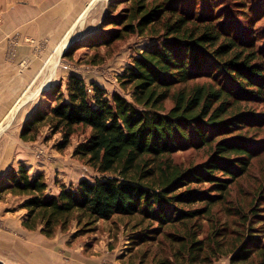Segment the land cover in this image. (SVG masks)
Here are the masks:
<instances>
[{"label":"trees","instance_id":"trees-1","mask_svg":"<svg viewBox=\"0 0 264 264\" xmlns=\"http://www.w3.org/2000/svg\"><path fill=\"white\" fill-rule=\"evenodd\" d=\"M126 2L122 16L107 22L118 28L90 46L152 35L155 42L119 75L131 99L71 73L43 93L41 104H49L36 107L20 132L23 141H35L48 127L62 134L65 148L76 129H88L74 155L102 177L50 193L44 172L31 174L21 163L1 176L0 198L22 196L23 225L49 238L74 219L134 220L140 264H215L223 257L264 264L263 230L255 224L264 220L263 186L233 184L264 153L249 136L264 119L252 107L264 104V36L256 31L264 1L234 0L233 15L226 9L200 15L179 0L112 5ZM189 147L209 149L208 160L185 166L173 159Z\"/></svg>","mask_w":264,"mask_h":264},{"label":"rangeland","instance_id":"rangeland-1","mask_svg":"<svg viewBox=\"0 0 264 264\" xmlns=\"http://www.w3.org/2000/svg\"><path fill=\"white\" fill-rule=\"evenodd\" d=\"M233 1L179 0L184 3L187 10L195 11L200 15L215 13L216 10L225 11V9L233 15L235 9H238ZM112 2L113 0H97L94 6L77 17L72 27L65 30L61 41L49 50L46 71L48 73L53 71V66L56 70V75L51 78L50 84L54 85L60 80L66 82L71 73H77L84 77L88 84L96 82L110 93L117 91L131 99V92L121 85L119 75L132 62L133 56L146 46L152 45L155 39L149 34L135 33L115 41L111 46H90L95 42V37L101 36L105 30L117 29L118 27L107 22L113 18H120L123 11L130 6V2L117 5H112ZM1 9L0 24L3 22ZM256 28V31L262 30L261 37L264 36V18L256 23ZM10 37L12 36L8 35L6 38L10 40L7 52L15 56L18 53V32L11 39ZM68 43L71 44L68 45ZM262 43L264 44V40ZM43 44L44 42L40 43L41 46ZM69 48L74 49L67 56L66 51ZM43 93L40 94L39 99L31 100L12 114L14 117L9 128L16 130L19 142L22 140L20 130L29 118L27 116H30L31 111L39 105L47 107L49 104V101L41 104L42 98L44 100L48 98L43 96ZM30 96L31 94L28 95ZM50 102L53 103V101ZM166 105L170 108L173 105L172 100H167ZM252 107L260 112L261 118H264V104L254 103ZM257 128L259 129L252 130L249 136L258 148H264V119ZM88 136L89 130L79 127L72 136L70 144L61 148L62 134H52L51 130L45 127L37 138V142L26 148L33 156L16 159L17 161H14L6 172L17 170L21 163L28 166L31 174L44 172L50 193H58L55 190L58 188L60 190L62 184L76 185L84 177L90 179L102 177V174L74 155L76 147L85 142ZM40 149L44 150V153L38 156ZM210 153L206 147H189L175 152L172 157L176 162L192 166L207 161ZM233 184H237V190L263 186L262 192H264V153L254 158L250 170ZM259 200V209L264 215V195ZM22 201V196L11 193H5L0 198V262L5 264H140L137 257L139 255H136L137 247H134L132 243L136 235L132 228L134 220L114 215L110 220H99L95 224L85 225V223L79 224L78 220L74 219L67 229H59L54 237L49 238L40 229L29 230L23 225L27 210L21 208ZM255 224L261 227L262 237H264V220ZM146 264L153 263L149 261ZM215 264H231L230 258L223 257Z\"/></svg>","mask_w":264,"mask_h":264},{"label":"crops","instance_id":"crops-1","mask_svg":"<svg viewBox=\"0 0 264 264\" xmlns=\"http://www.w3.org/2000/svg\"><path fill=\"white\" fill-rule=\"evenodd\" d=\"M96 1L0 0L3 14L0 24V176L16 159L31 158L33 155L26 148L37 142H19L16 130L9 128L14 116L6 123L8 117L18 104L16 112L31 100L39 99L41 93L53 86L51 84L43 90L56 75L54 67L53 71H46L49 50L61 41L65 30L72 27L77 17ZM16 32L19 35L18 53L11 56L7 52L10 40L6 38L8 35L14 37ZM41 42H44L42 46ZM30 94L31 97H27Z\"/></svg>","mask_w":264,"mask_h":264},{"label":"bare ground","instance_id":"bare-ground-1","mask_svg":"<svg viewBox=\"0 0 264 264\" xmlns=\"http://www.w3.org/2000/svg\"><path fill=\"white\" fill-rule=\"evenodd\" d=\"M64 46H66V45H64ZM54 67V66H53ZM51 78V77H50ZM48 80H49V78H48ZM47 80V81H48ZM48 84H46V86H47ZM28 97V96H27ZM31 97V96H30ZM29 97V98H30ZM19 107V104L14 108V110L12 111V113H11V115L8 117V119H7V122L6 123H9L10 121H11V118H12V114L13 113H15L16 112V110H17V108Z\"/></svg>","mask_w":264,"mask_h":264},{"label":"water","instance_id":"water-1","mask_svg":"<svg viewBox=\"0 0 264 264\" xmlns=\"http://www.w3.org/2000/svg\"><path fill=\"white\" fill-rule=\"evenodd\" d=\"M71 43H68V45H70ZM48 86H51V84L49 83L47 86H45L44 88H43V90H47L48 89Z\"/></svg>","mask_w":264,"mask_h":264},{"label":"built area","instance_id":"built-area-1","mask_svg":"<svg viewBox=\"0 0 264 264\" xmlns=\"http://www.w3.org/2000/svg\"><path fill=\"white\" fill-rule=\"evenodd\" d=\"M38 153H39L38 156H41L44 153V150L40 149Z\"/></svg>","mask_w":264,"mask_h":264}]
</instances>
